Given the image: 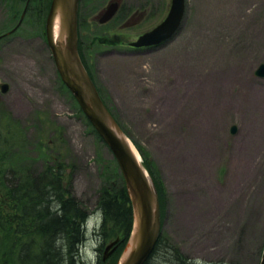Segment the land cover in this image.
<instances>
[{"label":"rangeland","instance_id":"obj_1","mask_svg":"<svg viewBox=\"0 0 264 264\" xmlns=\"http://www.w3.org/2000/svg\"><path fill=\"white\" fill-rule=\"evenodd\" d=\"M110 1L85 0L84 5L82 0L81 51L103 101L132 141L145 150L158 183L161 239L151 262L177 264L173 250L176 248L192 264H259L264 245V145L255 141L263 147L256 149L253 159L257 157L261 161H256L258 167L247 176L237 161V147L258 135L260 113H254L253 121L244 112H213L203 108L197 113L174 105L168 98L170 93L181 92L177 74L189 69L201 70L196 64L204 61L192 53L199 45L201 32L194 21L197 0H186L181 26L168 41L141 49L130 48L127 43L161 21L170 0H122L116 15L100 25L97 15ZM25 4L26 0H0V84L9 85L6 93L0 90V135L10 137L15 132L21 136V159L35 170L45 164L49 150L62 151L67 172L73 176L72 192L88 214L83 222L84 241L75 264H85L83 256L97 238L95 264H105L101 259L105 245L116 237L122 242L126 239L120 230H111L108 236L98 232L97 224L99 227L101 224L96 217L101 211L98 194L104 185L118 186L123 179L117 174L118 166L113 167L111 151L56 69L43 35L50 0H32L22 24L9 33L19 21ZM153 9H157L156 14L152 13ZM139 14L142 16L138 17ZM126 18L128 23L123 27ZM31 40L37 43L44 63L51 66L48 92L35 93L31 87L21 86L22 79L30 77V60L5 54V48L15 41ZM263 62V52L258 49L247 60L248 86L254 90L264 86V77L255 75L257 66ZM226 77L225 72L218 73L211 84L221 92L224 88L230 93L237 92L232 83H223ZM191 86L192 83H187L185 88ZM19 98L26 108L18 105ZM198 116L207 161L198 172H187L188 180L183 184L171 177L169 162L194 150L191 130L196 129L194 120ZM232 125L237 126L235 134L230 132ZM170 136H174L173 142H167ZM194 178L197 186L193 184ZM120 248L109 256V264L115 263Z\"/></svg>","mask_w":264,"mask_h":264},{"label":"trees","instance_id":"obj_2","mask_svg":"<svg viewBox=\"0 0 264 264\" xmlns=\"http://www.w3.org/2000/svg\"><path fill=\"white\" fill-rule=\"evenodd\" d=\"M81 1L79 0L78 51L85 64L81 51ZM122 129L128 135L123 127ZM11 134L10 137L0 135V264H75L78 249L84 241L83 222L88 214L72 192L73 176L67 172L62 151L49 150L45 164L40 170H35L21 159V136H17L15 132ZM133 143L158 188L148 155L139 144ZM113 163V167H117ZM117 174L122 180L118 170ZM122 182L124 184L123 180ZM122 182L118 186L108 183L99 190L97 201L102 221L98 232L108 236L111 230H120L127 239L132 214ZM57 204L59 208L54 211ZM160 239L161 235L157 244ZM57 240L62 241L60 246H57ZM125 242L126 240L121 241L115 250L116 252L121 246L118 256ZM155 248L144 264H153L151 257ZM173 250L177 264H192L178 249Z\"/></svg>","mask_w":264,"mask_h":264},{"label":"bare ground","instance_id":"obj_3","mask_svg":"<svg viewBox=\"0 0 264 264\" xmlns=\"http://www.w3.org/2000/svg\"><path fill=\"white\" fill-rule=\"evenodd\" d=\"M23 20L24 16L21 23L17 26L18 21L13 29L16 30ZM194 21L201 32L198 37L199 45L192 50V53L197 58L204 59L196 64L201 67V70L189 69L179 72L176 79L179 81L181 92L170 93L168 98L174 105L197 113H200L203 108L213 112L226 110L229 113H235L237 111L248 114L253 121L254 113L259 112L260 126L256 129L258 135L252 140L249 139L246 144L241 142L237 147L239 150L237 161L242 165L243 170L247 171L244 173L245 176L251 175L258 167L255 166L256 161H261L260 158L256 160L257 157L253 159L257 153L256 149L263 147L255 141H261L264 145V86L258 90L250 88L246 68L248 57L257 54V49L263 52L264 57V0H197ZM5 54L9 57L20 55L30 60V77L22 79L21 86L27 85L35 93L42 90L48 92L52 79L51 66L44 63V56L36 42L15 41L14 44L5 48ZM222 72L227 75L223 83H232L237 87V92L230 93L227 88L221 92L211 84L218 73ZM204 81L210 84L203 85ZM187 83H192V86L185 88ZM18 105L26 108L25 104L20 102V98ZM200 122L201 118L198 116L194 120L196 129L191 130L194 134L192 143L194 150H188L187 153L176 156L172 163L169 162L171 177L174 181L180 180V183H186L188 179L185 174L198 172L207 161V152L202 149L204 136L200 133ZM173 138L174 136H170L167 142L170 140L173 142ZM262 161H264L263 158ZM193 181L194 186H197V179L194 178ZM236 184L239 183H233L235 186Z\"/></svg>","mask_w":264,"mask_h":264},{"label":"water","instance_id":"obj_4","mask_svg":"<svg viewBox=\"0 0 264 264\" xmlns=\"http://www.w3.org/2000/svg\"><path fill=\"white\" fill-rule=\"evenodd\" d=\"M78 3L79 0H51L44 35L61 80L111 151L124 181L132 217L128 237L115 264H144L151 256L161 232L158 192L138 150L102 100L81 60L78 52ZM118 7L117 1H111L99 13L97 22L104 24L110 21ZM24 12L25 10L21 20ZM184 13L185 0H171L165 18L150 30L141 33L129 45L142 48L157 46L169 40L179 29ZM255 75L264 77V63L257 66ZM8 89L7 83L0 84L2 93H6ZM230 132L235 134L237 126L232 125ZM119 243L117 237L105 246L102 261L109 263L108 258ZM259 264H264V245Z\"/></svg>","mask_w":264,"mask_h":264},{"label":"clouds","instance_id":"obj_5","mask_svg":"<svg viewBox=\"0 0 264 264\" xmlns=\"http://www.w3.org/2000/svg\"><path fill=\"white\" fill-rule=\"evenodd\" d=\"M57 208H59V205H55V207L53 208V210L55 211ZM96 217L98 219V221H102V212L98 211L96 213ZM99 228V223L97 224V229ZM62 243L61 240H57L56 244L57 246H60V244ZM99 246V239L97 238L96 242L92 244L91 246V250L88 251L87 253L84 254L83 259L85 261V264H89V262H91V264H95V251L94 249L96 247Z\"/></svg>","mask_w":264,"mask_h":264},{"label":"flooded vegetation","instance_id":"obj_6","mask_svg":"<svg viewBox=\"0 0 264 264\" xmlns=\"http://www.w3.org/2000/svg\"><path fill=\"white\" fill-rule=\"evenodd\" d=\"M32 0H26V4H25V6H24V8H23V11L25 10V11H27V9H28V6H29V4H30V2H31ZM117 2H118V4H119V9H120V6H121V1L122 0H116ZM81 4H82V1H81ZM84 4V3H83ZM84 5H86V4H84ZM87 7H89V5H87ZM119 9H118V11H119ZM157 9H153L152 10V13H157V11H156ZM23 11H22V13H23ZM82 12H83V10H82ZM141 12V11H140ZM142 13V12H141ZM25 14H26V12H25ZM83 14H85L84 12H83ZM142 16V14H139L138 15V17H141ZM131 17V16H130ZM162 20V19H161ZM128 21V19L126 18L125 20H124V22L121 24V25H123L125 22H127ZM161 22V21H160ZM159 22V23H160ZM128 23V22H127ZM105 24V23H104ZM104 24H100V25H104ZM126 25H123V27H125ZM13 29V28H12ZM11 29V30H12ZM10 30V31H11ZM13 32V31H12ZM12 32H10V33H12ZM139 35V34H138ZM129 43H130V41L127 43V45L129 46ZM130 48H133V47H131V46H129ZM133 49H136V48H133Z\"/></svg>","mask_w":264,"mask_h":264}]
</instances>
